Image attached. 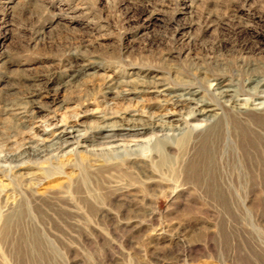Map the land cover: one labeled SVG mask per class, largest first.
<instances>
[{
  "label": "rangeland",
  "instance_id": "obj_1",
  "mask_svg": "<svg viewBox=\"0 0 264 264\" xmlns=\"http://www.w3.org/2000/svg\"><path fill=\"white\" fill-rule=\"evenodd\" d=\"M217 73L264 76V0H0V264H264V125L254 119L237 117L253 131L245 150L230 117L211 129L193 120L187 152L176 156L181 141L170 140L169 162L151 133L139 165L45 141L76 116L85 132L101 114L165 113L152 95L104 94L108 79L195 89ZM27 146L37 156L10 160Z\"/></svg>",
  "mask_w": 264,
  "mask_h": 264
},
{
  "label": "bare ground",
  "instance_id": "obj_2",
  "mask_svg": "<svg viewBox=\"0 0 264 264\" xmlns=\"http://www.w3.org/2000/svg\"><path fill=\"white\" fill-rule=\"evenodd\" d=\"M158 79L160 80L155 76L139 77L138 79L123 80L121 82L108 79L103 93L125 100L152 95L161 101L158 103V110H166L165 113L144 114L124 110L116 115L101 114L97 116L100 119L99 122L89 127L85 132L80 129L79 118H76L78 117L76 116L74 120L59 124L57 130L51 134V138L45 139V141L51 142L48 147L59 152V149L64 148L75 139L74 149H85L90 146L91 148L95 147L88 149V152L92 154L96 151L97 153L127 154L130 156L128 163L139 165L144 162L136 154L138 148L143 144L140 138L151 133L154 135V139L149 140L148 144H153L157 148L156 150L161 153L162 157H160L163 162H169V160L172 161L173 155L171 153L173 146L170 140L177 139L181 141V145L175 149L176 156H182L184 152H187L190 139L186 143L183 141L187 139L189 133L195 130L189 125L190 122L201 120L208 129H211L215 126L214 124L227 120L229 117L231 121H229L230 134H233L234 138L240 143L238 145L244 147L243 150L247 148V144L248 147H253V131L250 130L245 121L242 122L237 117L244 116L251 119L252 124L254 119L256 124L264 125V76H249L241 82L226 73H217L202 79L204 84L210 81L211 87H205V85L202 87L195 86V89L192 84L188 83L175 88ZM240 92L244 93L246 97H240ZM183 113L186 114L185 117L182 116ZM52 125L57 127L56 124ZM90 132L93 136H89L88 133ZM226 132L228 134L229 130H226ZM126 139H131L134 142L125 146L117 144ZM163 140L167 142L162 144L161 141ZM221 141L217 138L214 147H218ZM210 146L212 145L208 144L207 148H210ZM214 147H211V150L208 149L210 153ZM27 154L37 156V148L27 146L23 152L10 155L9 158L18 162ZM9 158L4 159L9 160ZM155 162L157 164V161ZM21 165L16 166L20 171L18 172L23 178H27L29 174L22 171L25 169L26 164L22 162ZM115 166L117 167L118 164L112 161L106 165V168L112 169ZM102 167L105 168L102 163L94 164L96 170ZM1 228L4 232L5 223Z\"/></svg>",
  "mask_w": 264,
  "mask_h": 264
}]
</instances>
